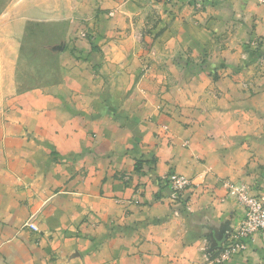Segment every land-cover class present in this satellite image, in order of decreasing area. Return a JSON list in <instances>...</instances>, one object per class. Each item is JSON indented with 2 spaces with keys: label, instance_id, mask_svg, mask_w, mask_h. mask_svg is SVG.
<instances>
[{
  "label": "crops",
  "instance_id": "obj_1",
  "mask_svg": "<svg viewBox=\"0 0 264 264\" xmlns=\"http://www.w3.org/2000/svg\"><path fill=\"white\" fill-rule=\"evenodd\" d=\"M136 1L90 0L71 17L51 0H18L0 16V264H205L245 217L226 183L264 198V4L202 0L194 14L188 0L165 1L182 11L165 9L157 33L170 46L155 55L184 49L219 73L188 74L198 93L177 112L162 67L142 75ZM104 7L110 22H100ZM78 19L99 49L75 40L61 84L17 92L28 26L67 22L72 34ZM166 102L175 110L160 113ZM170 173L192 181L176 201L164 183ZM226 264H264V236Z\"/></svg>",
  "mask_w": 264,
  "mask_h": 264
},
{
  "label": "rangeland",
  "instance_id": "obj_2",
  "mask_svg": "<svg viewBox=\"0 0 264 264\" xmlns=\"http://www.w3.org/2000/svg\"><path fill=\"white\" fill-rule=\"evenodd\" d=\"M17 1L18 0H0V16L5 13L7 8L11 4ZM155 1L157 0H140V10H137L138 12H136L133 16V29L135 31L136 42L140 47L145 49L143 50L144 57L142 56L141 58H139L143 61V63H145L142 75L145 76L150 73V69L153 67L152 65L159 68L160 66L162 67L163 77H165V81L168 82L167 92H170L171 94H174L176 92V95L179 96V106L177 107L178 112L179 107H184L182 104H185L183 101H181L182 97L189 96V93H198L195 91V89L191 88L192 84H188L187 82H185V79L188 78V74L192 75V78H201L202 73H205L206 77L210 78L211 76V78L213 77L214 79H217L219 77V73L217 74L216 70L209 72H205L206 70H201L202 65H204L205 63L204 59L202 61H198V58L191 59L189 55L186 56L185 54H182L183 52H185L184 49H182V51L179 50V54L177 56L170 57L169 55H167L157 57V55H155V51L153 52L155 48L163 47L164 50H167L166 48H169L170 46L168 43H164V41H159V37L162 34L157 33V28L159 27V21L162 19V16L166 15L167 13L176 14L178 16L177 11H179V9L180 11H182L181 8H176L175 5H173L172 7H168V2L165 1L169 0H162L166 3L167 7H165V5L163 6V4L162 6H154L156 5ZM86 2L87 5H85L84 7L83 5L86 4ZM89 2L90 0H51L50 9L54 10L57 8L58 10L62 11L64 16L75 17L79 15L82 6L84 8H86V6L88 7L89 5L91 6V3ZM188 3L191 6L194 14H200L204 10L205 4L202 0H188ZM259 3L264 4V0H259ZM105 8L107 7H104L103 12H106L105 15H107V18H103L102 20H100V22L102 21L103 23H106L107 21L110 22L114 16L113 12L111 13L110 10V12L107 13V9ZM166 8L169 9L167 10V13L165 12ZM51 13L53 14L55 12ZM84 16V18L88 19L89 13L87 12ZM79 21V28H76V30L74 31L71 30L72 34H68L69 23L67 22L31 23L28 26L27 34L23 39L21 54L17 66V92L24 93L31 89H46L61 84V82L65 78V74L67 73V70H65L62 65L63 55L67 49L69 50L72 46L75 47V40L88 42L92 46L93 51L95 48L99 49V47H97L96 45L97 43L95 37L97 35L91 32L90 26L87 25L88 23L84 24L85 21L83 19H80ZM168 22L169 21H162L160 26ZM83 34H85L86 36L83 37ZM145 38L147 39L145 40ZM258 44L259 42L257 41L247 42V45L256 48L255 50H259ZM214 46L217 48L216 43L214 44ZM223 46L225 48L226 46H228L227 49L231 50L234 44L232 40L226 39L222 47ZM178 47L180 48V45ZM258 59L262 60L261 57ZM170 61H173L174 63H172L171 65ZM190 63L193 65L191 67V70L189 69ZM209 74L210 76H208ZM173 77H175V79L177 78L176 81L173 82L174 84L176 83V87L169 85L171 84L170 80L172 79L173 81ZM170 86L172 87L171 90ZM217 91V89L207 88L204 93L211 96H217ZM174 107L176 106L173 104L170 105L169 103L167 104L166 102L161 103L159 106H157V110L160 113L166 114L168 111H170V109L174 111ZM161 127H163L165 131H168L167 127ZM170 174L180 175L178 173ZM167 177L168 175L164 178V183L171 190L170 185L166 179ZM231 184L232 183L230 182L226 183V188L229 190L230 193L231 189L229 188V185ZM172 195L173 194L171 191V197ZM30 223L32 222L30 221L27 224ZM205 264L208 263L205 262Z\"/></svg>",
  "mask_w": 264,
  "mask_h": 264
},
{
  "label": "built area",
  "instance_id": "obj_3",
  "mask_svg": "<svg viewBox=\"0 0 264 264\" xmlns=\"http://www.w3.org/2000/svg\"><path fill=\"white\" fill-rule=\"evenodd\" d=\"M86 36L83 34V37ZM172 191V198L177 200L184 190L192 185V181L181 175L170 174L166 178ZM232 195L245 209V217L227 237L216 256L206 255L208 264H226L235 256L244 254L249 242L257 234L264 236V198L252 196L245 185H229ZM33 230H37L33 223L27 224Z\"/></svg>",
  "mask_w": 264,
  "mask_h": 264
}]
</instances>
